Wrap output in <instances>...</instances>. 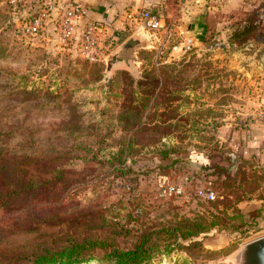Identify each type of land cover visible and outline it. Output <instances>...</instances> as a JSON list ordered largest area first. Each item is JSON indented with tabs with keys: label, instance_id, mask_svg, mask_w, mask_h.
Wrapping results in <instances>:
<instances>
[{
	"label": "rangeland",
	"instance_id": "obj_1",
	"mask_svg": "<svg viewBox=\"0 0 264 264\" xmlns=\"http://www.w3.org/2000/svg\"><path fill=\"white\" fill-rule=\"evenodd\" d=\"M243 3H250V10L233 13L224 7L217 17L235 16L224 27L234 28L225 42L232 44V51L248 48L245 51L252 54L250 41L263 35L264 0ZM19 8L23 7L15 10L10 0H0V149H9L0 168L9 167L12 179L13 159L18 156L19 185L27 177L43 180L44 187L38 194L21 192L19 198L8 200V210L0 208L5 223L15 225L18 215L22 227L32 224L27 218L40 219L39 230L29 234L13 235L6 228L0 264H22L20 255L58 247L68 237L99 238L129 249L144 231L198 215L209 222L213 215L220 216L227 222L225 230L215 228L180 241L184 246L204 243L201 252L176 249L150 264H234V254L264 236V158L235 145L241 131L264 116V91L254 77L244 73L243 80L214 59L213 50L225 44L214 40L216 30L205 40L208 51L196 53L188 44L176 51L181 23L171 16L161 30L171 35L167 44L143 37L147 46L136 50L133 61L123 62L118 55L127 41L122 38L107 47V58L100 55L91 62L75 44L45 40L43 32L31 41L19 38L16 24L12 27L14 20L22 19ZM249 13L256 14L260 30L246 41L234 40ZM137 117L147 122L172 120L175 128L166 129L164 133L171 135L155 146L148 145L155 134L153 138L139 133V145L123 162L110 160L119 142L132 135L125 129ZM16 131L19 138L8 141ZM161 151L171 155L164 158ZM58 159L64 161L60 180L53 174ZM171 185L182 188L184 195L161 197L160 191ZM204 188L214 191L213 202L198 196ZM46 219L49 223L41 227ZM103 256L98 253L84 264H103Z\"/></svg>",
	"mask_w": 264,
	"mask_h": 264
},
{
	"label": "crops",
	"instance_id": "obj_2",
	"mask_svg": "<svg viewBox=\"0 0 264 264\" xmlns=\"http://www.w3.org/2000/svg\"><path fill=\"white\" fill-rule=\"evenodd\" d=\"M85 10L84 20L94 21L100 27L99 31V52L100 55L108 57L107 47L118 45V42L125 38V41L136 38L138 36L155 37L157 41L163 40L167 44L171 35H167L165 31H161L160 37H156V32H150L144 29L139 21V13L144 9H151L159 13L164 23L171 17H179L178 28L176 30L177 37L181 40L179 45L174 47L176 51H182L183 46L191 42L196 53H204L208 51L209 45H205V40L210 32L216 30L217 35L214 40L223 41L225 44L221 49H214V59H220L221 66H225L227 71H235L238 77L244 80V73L254 77V81L260 86V91H264V30L263 35H257L255 40L250 41L249 46H254L255 50L252 54L245 50H231V43L225 42V38L229 35L232 28H224L227 23L234 22L235 16L231 14L229 17H217L218 13L226 8L231 11H248L250 3H243L244 0H223L222 3L214 2L207 4V0H190L182 6L180 10L175 7L174 0H76ZM208 6H207V5ZM52 5V12L47 22V26L42 33L43 39L54 40L61 43L60 32L58 29V21L61 11L58 8V0H42L41 3H33L19 8V19H25L33 15H39L47 6ZM221 10V11H220ZM224 12V11H223ZM218 18V20H217ZM214 19V20H213ZM223 28V29H222ZM212 30V31H211ZM165 35H162L164 34ZM170 34V33H169ZM152 44L157 42L152 40ZM247 46V47H249ZM116 47V46H115ZM208 47V48H206ZM254 53V56H253ZM262 102L264 103V94H262ZM258 116V113H254ZM264 114V113H263ZM242 139V141H241ZM239 142L236 143L237 149L244 153L261 155L264 158V116L255 119L250 123V129L241 131ZM242 206V204H241ZM242 208V207H241ZM264 215V211H263Z\"/></svg>",
	"mask_w": 264,
	"mask_h": 264
},
{
	"label": "trees",
	"instance_id": "obj_3",
	"mask_svg": "<svg viewBox=\"0 0 264 264\" xmlns=\"http://www.w3.org/2000/svg\"><path fill=\"white\" fill-rule=\"evenodd\" d=\"M13 24L14 25H12V27H15V20ZM240 25V31L242 33H235L233 35V39L237 41L242 39L246 41L248 40V38L253 37L260 30L259 25L256 23L255 13L246 14L243 23ZM138 84L141 86L144 85L142 81H140ZM143 107H146V105ZM171 122L172 120L159 122V120L153 119L147 122L143 119V117H137L135 120L129 121V125L125 130L127 133L130 132L129 134L132 133V135L127 139L119 142V144L117 145L118 151L111 154L110 160L123 162L125 160V156H127V152L131 150L134 145H139L138 140L141 137L139 133H147V135L149 134V137L152 133L155 134V138L151 135L154 139L149 138L150 142L148 143V145H157L171 135L170 132L164 133L166 129L169 130L173 128L174 130L175 127ZM18 134L19 131L18 133L16 131L8 138V141L16 140V138H19ZM146 145L144 146L146 147ZM6 151L8 153L9 149L7 148ZM161 152L164 158H168L171 155V151ZM7 153H4V151L0 149V159L3 156H8ZM14 155L15 154H13V156ZM88 155L89 154H87V156ZM14 158L15 159H12L13 164L16 165L14 170V173L16 175H12V179L8 175L10 174L9 167L6 168L4 166L0 168V208L2 210H8V200L19 198L21 192H25L30 195L38 194L40 192V189L44 187L43 180L41 181V179L39 178L38 180L37 178H35V180H28L27 177L24 181L21 182L22 185H19V157L14 156ZM42 158L43 156L39 159V163L41 161L43 162ZM33 161L35 162V159H33ZM57 161V167L53 169V174H55V177L60 180L59 178H61V174H59L58 171L60 170L61 165L64 164V161L62 162L59 159ZM62 175L65 176L66 174L62 173ZM52 180L53 177L49 180L51 181L50 184L54 183V180ZM61 190L62 189H56L55 192L58 193ZM63 192L65 193V191ZM2 199L5 201H2ZM237 213L240 214V211L238 209ZM21 214L25 215V212H22ZM27 219H29L32 224H30V226L22 227L19 222V215L16 219L15 225L11 223H5L4 217L1 218L0 242H2L4 233L7 229L10 230L13 235L29 234L35 232L36 230L38 231L39 225L37 226V223L40 219H36L35 217ZM48 223L49 220L46 219L40 226L42 227L43 225H46ZM225 224H227V222L224 221V219L220 216L213 215L212 221L209 222L204 217L198 215L196 219L181 218L175 222L162 225L155 230L144 231L140 236H138L135 245L129 249L120 248L114 243H110L107 240H101L99 238L89 237L79 240L76 238L68 237L67 239H62L63 243L58 247H46L41 251H33L20 256H22L23 258L22 264H84L97 258L96 255L98 253H104V256L102 258L103 264H150L155 258L161 255L170 254L176 249L186 250L188 252H201V250H203L204 248V243L192 242V245L184 246L180 241L186 242L192 240L202 234L210 232L215 228H219V231L223 232V230H225L224 228L226 227ZM42 233L45 232L42 231ZM9 234L11 233H7L6 235ZM213 255H217V253H211L212 257H214Z\"/></svg>",
	"mask_w": 264,
	"mask_h": 264
},
{
	"label": "built area",
	"instance_id": "obj_4",
	"mask_svg": "<svg viewBox=\"0 0 264 264\" xmlns=\"http://www.w3.org/2000/svg\"><path fill=\"white\" fill-rule=\"evenodd\" d=\"M42 0H10L11 5L16 10L20 6L33 3H41ZM180 6L190 0H176ZM199 1V0H197ZM52 5L45 7L39 15H33L16 21L15 33L19 38H26L31 41L38 36L47 26V22L52 12ZM58 8L61 11L58 21V29L63 45L75 44L80 48L81 54L91 62L99 60V31L100 27L94 21L84 20L85 10L76 0H58ZM19 12V11H18ZM17 12V13H18ZM260 23L264 24V8L260 11ZM18 15V14H17ZM139 21L144 29L150 32H158L165 28V23L159 13L151 9H144L139 13ZM191 46V42H188ZM198 196L205 201H213L216 196L210 188L200 189ZM184 195L182 188L171 185L160 191L161 197H181Z\"/></svg>",
	"mask_w": 264,
	"mask_h": 264
},
{
	"label": "water",
	"instance_id": "obj_5",
	"mask_svg": "<svg viewBox=\"0 0 264 264\" xmlns=\"http://www.w3.org/2000/svg\"><path fill=\"white\" fill-rule=\"evenodd\" d=\"M146 41L143 36L128 40L118 55L119 59L123 62L133 61L136 50L147 46ZM233 162H236L235 157ZM233 260L234 264H264V236L244 245L234 254Z\"/></svg>",
	"mask_w": 264,
	"mask_h": 264
}]
</instances>
